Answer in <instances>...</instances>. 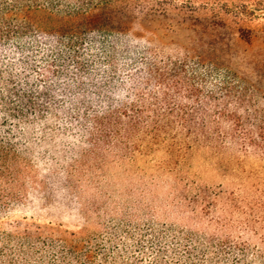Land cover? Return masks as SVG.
<instances>
[{"label": "trees", "instance_id": "16d2710c", "mask_svg": "<svg viewBox=\"0 0 264 264\" xmlns=\"http://www.w3.org/2000/svg\"><path fill=\"white\" fill-rule=\"evenodd\" d=\"M229 1L0 0V179L32 157L84 164L134 151L140 135L178 149L231 139L264 152V91L230 66L216 31L222 14L239 21L253 9L233 13ZM146 22L189 44L172 56L141 44L134 31ZM249 251L221 242L207 257L264 264V249L252 261Z\"/></svg>", "mask_w": 264, "mask_h": 264}, {"label": "rangeland", "instance_id": "374dc122", "mask_svg": "<svg viewBox=\"0 0 264 264\" xmlns=\"http://www.w3.org/2000/svg\"><path fill=\"white\" fill-rule=\"evenodd\" d=\"M242 4L252 12L222 14L217 36L230 66L264 91V6L226 3L233 13ZM162 27L146 22L134 34L169 56L189 44ZM130 142L138 148L84 164H11L0 179V264H209L221 242L252 248L248 261L264 249V152L231 139L183 149Z\"/></svg>", "mask_w": 264, "mask_h": 264}]
</instances>
